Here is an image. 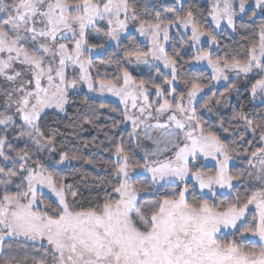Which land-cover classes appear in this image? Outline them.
<instances>
[{"label": "snow or ice", "instance_id": "snow-or-ice-1", "mask_svg": "<svg viewBox=\"0 0 264 264\" xmlns=\"http://www.w3.org/2000/svg\"><path fill=\"white\" fill-rule=\"evenodd\" d=\"M0 264H264V0H0Z\"/></svg>", "mask_w": 264, "mask_h": 264}]
</instances>
